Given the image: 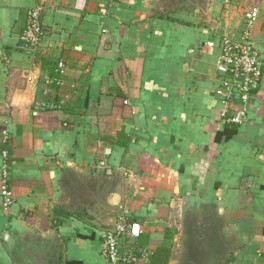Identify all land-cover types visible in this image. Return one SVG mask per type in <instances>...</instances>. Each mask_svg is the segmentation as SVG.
<instances>
[{
    "label": "crops",
    "instance_id": "crops-1",
    "mask_svg": "<svg viewBox=\"0 0 264 264\" xmlns=\"http://www.w3.org/2000/svg\"><path fill=\"white\" fill-rule=\"evenodd\" d=\"M32 4L0 0V264L28 237L55 264H108L121 214L136 264H264V76L240 123L216 95L224 37L264 54V0H49L28 53Z\"/></svg>",
    "mask_w": 264,
    "mask_h": 264
},
{
    "label": "built area",
    "instance_id": "built-area-1",
    "mask_svg": "<svg viewBox=\"0 0 264 264\" xmlns=\"http://www.w3.org/2000/svg\"><path fill=\"white\" fill-rule=\"evenodd\" d=\"M31 1L33 4L28 11L26 28L21 34L20 48L28 53H35L45 36L43 16L49 0ZM258 14V8H254L247 14L248 27L255 23ZM210 44L214 45L213 42ZM221 48V60L217 65L221 81L216 87V95L225 107L221 113L222 117L227 123L236 124L241 122L242 114L241 112L231 113L230 108L233 104H239L245 108L251 103L255 90L259 88L264 76V54L251 41L249 33H246L238 41L224 37L221 40ZM66 67L63 60L59 61L58 71L60 74L64 73ZM57 82L60 83V81ZM8 155V151L3 152L4 157ZM10 179V169L7 164H4L0 181V195L5 209H8L13 203ZM140 232L139 223L130 222L125 214L119 215L116 223L103 235V251L108 264H136L140 260L138 251L133 248L124 250L122 237L125 235L138 236ZM140 252L144 253V251Z\"/></svg>",
    "mask_w": 264,
    "mask_h": 264
},
{
    "label": "rangeland",
    "instance_id": "rangeland-1",
    "mask_svg": "<svg viewBox=\"0 0 264 264\" xmlns=\"http://www.w3.org/2000/svg\"><path fill=\"white\" fill-rule=\"evenodd\" d=\"M30 237L24 238V240H20V242L24 245V243L27 245L25 249H18V254L20 255L18 257V260L20 261V264H55L56 260V252L54 248H51V245L44 243L43 247L39 250L33 246L32 243L39 242V240L35 239V241H32ZM43 249H47L48 255L47 257L44 255ZM46 257V261H44V258Z\"/></svg>",
    "mask_w": 264,
    "mask_h": 264
},
{
    "label": "trees",
    "instance_id": "trees-1",
    "mask_svg": "<svg viewBox=\"0 0 264 264\" xmlns=\"http://www.w3.org/2000/svg\"><path fill=\"white\" fill-rule=\"evenodd\" d=\"M234 132H235V130H231V131L229 130L228 135H232ZM230 261H231V259L228 260V262H230ZM65 264H76V262L69 261V262H66Z\"/></svg>",
    "mask_w": 264,
    "mask_h": 264
}]
</instances>
